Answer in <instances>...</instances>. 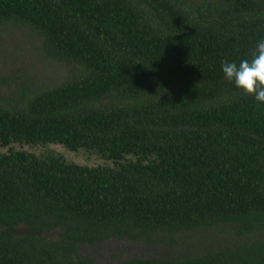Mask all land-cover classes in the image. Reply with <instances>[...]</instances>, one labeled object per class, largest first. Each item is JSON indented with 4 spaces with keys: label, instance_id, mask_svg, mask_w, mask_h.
<instances>
[{
    "label": "trees",
    "instance_id": "obj_1",
    "mask_svg": "<svg viewBox=\"0 0 264 264\" xmlns=\"http://www.w3.org/2000/svg\"><path fill=\"white\" fill-rule=\"evenodd\" d=\"M7 22L82 73L0 106V264H92L79 245L224 223L230 245L119 264H264V239L239 240L264 227V105L221 70L264 38V0H0Z\"/></svg>",
    "mask_w": 264,
    "mask_h": 264
},
{
    "label": "rangeland",
    "instance_id": "obj_2",
    "mask_svg": "<svg viewBox=\"0 0 264 264\" xmlns=\"http://www.w3.org/2000/svg\"><path fill=\"white\" fill-rule=\"evenodd\" d=\"M198 0H186L195 5ZM43 36L29 27L16 22H7L0 27V106L11 108L20 105L19 96L23 92L33 93L40 89L57 86L82 73L80 66L73 63L58 62L50 58L43 50ZM122 101L116 98L100 100L98 105L109 106ZM9 147L0 148L6 153ZM10 149H24L39 155L46 152L61 154L67 161L88 166L106 165L97 155L83 151L70 152L61 145L18 146ZM17 227L14 233H22ZM234 227L229 223L212 227L173 234L155 233L150 239L124 240L111 239L107 242L77 247L76 255L92 264H119L132 259H169L193 256L205 250L217 249L236 241ZM45 236L54 240L57 233L50 231ZM240 241L264 239V227L258 231L244 233Z\"/></svg>",
    "mask_w": 264,
    "mask_h": 264
},
{
    "label": "clouds",
    "instance_id": "obj_3",
    "mask_svg": "<svg viewBox=\"0 0 264 264\" xmlns=\"http://www.w3.org/2000/svg\"><path fill=\"white\" fill-rule=\"evenodd\" d=\"M224 79L233 83L245 97H252L255 102L264 105V38L260 39L251 53V58L221 62Z\"/></svg>",
    "mask_w": 264,
    "mask_h": 264
}]
</instances>
